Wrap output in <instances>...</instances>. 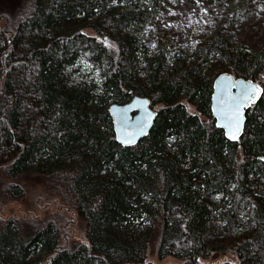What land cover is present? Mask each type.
<instances>
[{"label": "trees", "instance_id": "obj_1", "mask_svg": "<svg viewBox=\"0 0 264 264\" xmlns=\"http://www.w3.org/2000/svg\"><path fill=\"white\" fill-rule=\"evenodd\" d=\"M161 2L0 0V172L71 204L86 238L61 248L54 222L0 219V264H150L153 240L159 259L182 264H264V54L216 34L170 66L145 42ZM224 72L262 89L235 140L210 106ZM133 96L160 108L122 146L108 105ZM0 185L4 198L25 195Z\"/></svg>", "mask_w": 264, "mask_h": 264}, {"label": "rangeland", "instance_id": "obj_2", "mask_svg": "<svg viewBox=\"0 0 264 264\" xmlns=\"http://www.w3.org/2000/svg\"><path fill=\"white\" fill-rule=\"evenodd\" d=\"M231 4H235V9L232 10ZM86 32L93 34L90 30ZM216 34L230 36L233 43L239 42L251 54H264V0H162L159 18L147 30L145 42L152 54L161 53L172 66L173 58L193 53L200 43ZM80 65L84 75L97 77L88 63L81 61ZM186 107L196 113L191 105ZM159 108L160 105H155L153 110ZM11 182L22 185L25 195L16 200L4 198L0 185V219L54 222L60 229L61 248L86 244L84 223L71 204L47 194L40 183L26 178L9 180L0 172V184ZM156 248L157 241L153 240L146 251L150 264H182L172 257L159 259ZM225 261L239 264L231 254L203 260L202 264Z\"/></svg>", "mask_w": 264, "mask_h": 264}, {"label": "water", "instance_id": "obj_3", "mask_svg": "<svg viewBox=\"0 0 264 264\" xmlns=\"http://www.w3.org/2000/svg\"><path fill=\"white\" fill-rule=\"evenodd\" d=\"M253 89L258 90V94L254 100H249L247 97ZM261 92L255 81L235 78L230 73H221L214 79L210 105L212 117L227 139L235 140L241 135L245 110L257 101ZM108 112L115 140L122 146L134 145L146 136L155 119V111L149 106V101L138 96L126 104H109ZM237 112L238 126L235 121ZM260 159L264 161V156Z\"/></svg>", "mask_w": 264, "mask_h": 264}, {"label": "snow or ice", "instance_id": "obj_4", "mask_svg": "<svg viewBox=\"0 0 264 264\" xmlns=\"http://www.w3.org/2000/svg\"><path fill=\"white\" fill-rule=\"evenodd\" d=\"M258 94V90H256V89H253L250 93H249V95H248V99L249 100H254L255 99V96ZM235 121H236V124H237V126H238V124H239V117H238V112H237V116L235 117Z\"/></svg>", "mask_w": 264, "mask_h": 264}, {"label": "bare ground", "instance_id": "obj_5", "mask_svg": "<svg viewBox=\"0 0 264 264\" xmlns=\"http://www.w3.org/2000/svg\"><path fill=\"white\" fill-rule=\"evenodd\" d=\"M261 87V86H260ZM134 97V96H133Z\"/></svg>", "mask_w": 264, "mask_h": 264}]
</instances>
